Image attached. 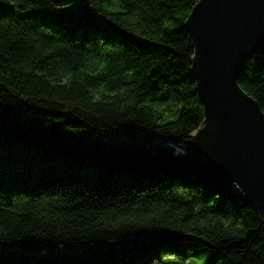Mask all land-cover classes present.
I'll use <instances>...</instances> for the list:
<instances>
[{
  "label": "trees",
  "instance_id": "1",
  "mask_svg": "<svg viewBox=\"0 0 264 264\" xmlns=\"http://www.w3.org/2000/svg\"><path fill=\"white\" fill-rule=\"evenodd\" d=\"M200 0H0V264H264V209L184 150ZM264 114V56L238 74Z\"/></svg>",
  "mask_w": 264,
  "mask_h": 264
},
{
  "label": "water",
  "instance_id": "2",
  "mask_svg": "<svg viewBox=\"0 0 264 264\" xmlns=\"http://www.w3.org/2000/svg\"><path fill=\"white\" fill-rule=\"evenodd\" d=\"M185 28L205 125L183 149L264 209V114L237 84L244 66L264 56V0H200Z\"/></svg>",
  "mask_w": 264,
  "mask_h": 264
},
{
  "label": "rangeland",
  "instance_id": "3",
  "mask_svg": "<svg viewBox=\"0 0 264 264\" xmlns=\"http://www.w3.org/2000/svg\"><path fill=\"white\" fill-rule=\"evenodd\" d=\"M185 264H197V263H195V262H186Z\"/></svg>",
  "mask_w": 264,
  "mask_h": 264
}]
</instances>
